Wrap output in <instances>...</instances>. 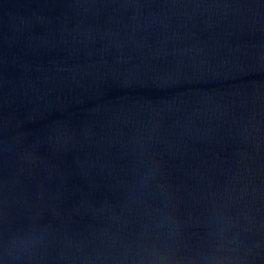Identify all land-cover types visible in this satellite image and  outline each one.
<instances>
[{
    "label": "water",
    "instance_id": "95a60500",
    "mask_svg": "<svg viewBox=\"0 0 264 264\" xmlns=\"http://www.w3.org/2000/svg\"><path fill=\"white\" fill-rule=\"evenodd\" d=\"M0 264H264V0H0Z\"/></svg>",
    "mask_w": 264,
    "mask_h": 264
}]
</instances>
